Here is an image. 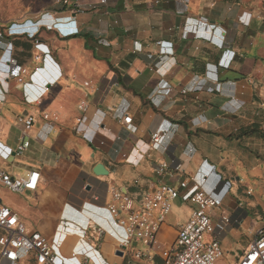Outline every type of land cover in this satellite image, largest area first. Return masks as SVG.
<instances>
[{
	"label": "crops",
	"instance_id": "crops-1",
	"mask_svg": "<svg viewBox=\"0 0 264 264\" xmlns=\"http://www.w3.org/2000/svg\"><path fill=\"white\" fill-rule=\"evenodd\" d=\"M100 1L71 0L81 9L97 6L83 14L59 5L0 20V142L7 150L23 140L19 116L35 118L30 148L21 156L0 157V167L21 177L40 172L37 191L17 195L29 204L19 200L7 206L29 230L51 236L62 219L76 217L72 212L85 204L93 217L105 220L89 205L111 204L113 189L135 196L152 190L160 180L157 163L171 164L186 153L192 176L212 167L232 189L238 182L234 191L242 196L232 211L224 209L242 216V222L221 237L222 264H236L250 245L241 244L243 237L253 241L264 225V214L253 217L249 209L262 207L264 213V0ZM70 21L79 33L64 37ZM162 41L172 48L170 56L161 55ZM39 43L46 58L38 59ZM11 59L26 68L23 83L5 74ZM183 88L189 92L182 94ZM82 103L90 105L88 126L78 133ZM126 113L138 127L136 135L125 129L117 139L97 134L105 116L119 121ZM166 124L172 125L169 150H148L151 133ZM92 139L106 146L97 148ZM98 164L107 175L94 173ZM161 180L179 187L177 178ZM9 194L0 189L3 202ZM193 209L176 199L160 238L172 234L171 243ZM212 218L217 226L220 211ZM92 228L85 241L108 262L121 263L117 236L108 231L100 241ZM74 242L69 238L64 251Z\"/></svg>",
	"mask_w": 264,
	"mask_h": 264
},
{
	"label": "built area",
	"instance_id": "built-area-1",
	"mask_svg": "<svg viewBox=\"0 0 264 264\" xmlns=\"http://www.w3.org/2000/svg\"><path fill=\"white\" fill-rule=\"evenodd\" d=\"M61 2L70 8L69 13L74 14H83L97 8L91 4L86 9H81L74 7L71 0ZM106 3L107 0L100 1V4ZM70 23L71 21L66 24L68 30L63 33L64 37L79 33L78 29L69 27ZM57 26L59 28L61 24L55 23L54 27ZM158 45L161 47V55L170 56L172 48L167 43L162 41L158 42ZM36 47L42 50L38 59H43V54L45 58L48 56L43 44L39 43ZM135 52L140 51L135 49ZM233 59L234 55L227 61L231 62ZM154 62L151 60L149 65L154 66ZM6 65V76L23 83L27 74L26 68L13 59L6 62ZM85 85L88 86L89 83L86 82ZM171 91L172 89L168 88V93ZM181 92L187 94L189 89L183 88ZM89 108V104L80 105L83 115L76 129L78 133H84L88 126L86 114ZM43 117L49 119L48 114ZM18 120L23 127V140L15 150H7L0 142V157L3 159H7L11 154L21 156L31 146L29 135L34 128L35 118L25 114L19 116ZM171 126L161 125L151 133L148 150H163L165 153L169 150L172 142ZM124 129L135 135L138 133V127L133 124V117L129 113L123 115L119 121L105 116V120L99 123L96 130L97 134L108 132L117 139ZM91 143L97 148L106 146V142L100 139H92ZM190 163L191 156L186 153L173 159L171 164L158 162L155 173L160 180L154 184L152 190L135 196L120 189H113L111 204L106 207L89 205L91 209L104 215L105 220L93 217L92 212L85 209V204L83 208L72 212L76 217L62 219L51 236L38 230H29L19 214L0 198V264H112L103 258L98 247L85 241L92 225L100 241L109 232L117 236V244L123 254L116 256L123 263L128 259L129 264H155V256H159L163 264H216L224 257L222 234L230 227L239 226L242 216L230 214L224 209V201L232 189V183L224 180L212 167H208L207 172L192 176L188 171ZM164 177L177 178L179 187L162 181ZM39 181L38 171L21 177L0 167V189H6L9 193L35 192ZM251 193L249 190L248 194ZM179 198L190 203L194 209L190 218L179 227L176 238L171 243L164 244L160 232L173 209V202ZM213 211H220L217 226L213 222ZM85 213L92 218L87 216L85 221L81 222ZM73 224L79 232H71ZM71 237H76L75 242L69 252H65L64 247ZM139 245L144 247V250L139 249ZM122 262L119 264H123ZM236 264H264V225L255 230L253 241Z\"/></svg>",
	"mask_w": 264,
	"mask_h": 264
},
{
	"label": "rangeland",
	"instance_id": "rangeland-1",
	"mask_svg": "<svg viewBox=\"0 0 264 264\" xmlns=\"http://www.w3.org/2000/svg\"><path fill=\"white\" fill-rule=\"evenodd\" d=\"M63 5L61 0H0V20L8 21L10 19H14L19 12H25V11H33V12H39V11H48L51 9H55V7ZM4 25V24H3ZM238 183V182H236ZM236 183L233 185V189L230 192V194L226 197L224 201V208L232 211L239 201V197L242 196L241 191L235 192ZM255 187V186H254ZM255 189H257L255 187ZM19 194H9L4 197V203L6 205H9L10 202H19L23 205L29 204L28 201H26L23 197H18ZM250 212L253 214V217H255V214H258L259 216H263V208L262 207H249ZM172 234H166L161 239L162 242L169 243L172 239ZM252 241V236L249 237H243L241 244L243 245H249ZM139 249L144 250V247L139 245ZM116 258V257H115ZM163 260L159 258V256H155V264H163ZM129 264V263H128ZM216 264H222L221 261H218Z\"/></svg>",
	"mask_w": 264,
	"mask_h": 264
},
{
	"label": "water",
	"instance_id": "water-1",
	"mask_svg": "<svg viewBox=\"0 0 264 264\" xmlns=\"http://www.w3.org/2000/svg\"><path fill=\"white\" fill-rule=\"evenodd\" d=\"M94 173L96 175H107L108 172L105 170V167L102 164H98L95 169H94ZM74 239H76V237H74ZM134 246L136 245V243L133 244ZM119 255H122L123 252L119 251L118 252Z\"/></svg>",
	"mask_w": 264,
	"mask_h": 264
},
{
	"label": "bare ground",
	"instance_id": "bare-ground-1",
	"mask_svg": "<svg viewBox=\"0 0 264 264\" xmlns=\"http://www.w3.org/2000/svg\"><path fill=\"white\" fill-rule=\"evenodd\" d=\"M71 232H79L74 224L71 226Z\"/></svg>",
	"mask_w": 264,
	"mask_h": 264
},
{
	"label": "trees",
	"instance_id": "trees-1",
	"mask_svg": "<svg viewBox=\"0 0 264 264\" xmlns=\"http://www.w3.org/2000/svg\"><path fill=\"white\" fill-rule=\"evenodd\" d=\"M246 132V131H245Z\"/></svg>",
	"mask_w": 264,
	"mask_h": 264
}]
</instances>
